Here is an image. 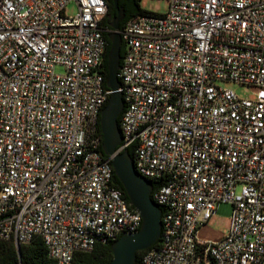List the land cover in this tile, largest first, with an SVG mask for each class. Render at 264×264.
I'll list each match as a JSON object with an SVG mask.
<instances>
[{"label": "built area", "instance_id": "obj_1", "mask_svg": "<svg viewBox=\"0 0 264 264\" xmlns=\"http://www.w3.org/2000/svg\"><path fill=\"white\" fill-rule=\"evenodd\" d=\"M165 2L119 27L115 152L156 181L162 209L158 244L137 264H264V0ZM106 11L104 0H0V240L40 238L52 264L141 222L100 151ZM222 202L225 234L198 239Z\"/></svg>", "mask_w": 264, "mask_h": 264}, {"label": "water", "instance_id": "obj_2", "mask_svg": "<svg viewBox=\"0 0 264 264\" xmlns=\"http://www.w3.org/2000/svg\"><path fill=\"white\" fill-rule=\"evenodd\" d=\"M113 6L116 13L108 22L110 31L107 37L110 45L106 55L105 84L109 94L99 111L100 146L103 154L109 158L113 173L122 185L129 205L138 212L141 222L137 231L122 232L110 243L112 258L108 264H134L137 251L147 249L159 240L162 209L151 199L152 183L135 171L129 152H115L120 140L117 118L123 108L117 71L121 59L119 24L124 12L122 7L118 6L117 0H113ZM16 248L19 254V245Z\"/></svg>", "mask_w": 264, "mask_h": 264}, {"label": "trees", "instance_id": "obj_3", "mask_svg": "<svg viewBox=\"0 0 264 264\" xmlns=\"http://www.w3.org/2000/svg\"><path fill=\"white\" fill-rule=\"evenodd\" d=\"M104 2L107 6V11H106V16L101 21L100 25L104 28L103 34L106 40V46L101 61V72L104 78L103 86L104 88L108 89L105 84V78L107 75L106 55L110 45L109 39L107 37V34L110 31L108 22L110 21L111 17L115 15L116 10L113 6V0H104ZM117 3L118 6L122 7L124 12V16L120 21L119 27H121L122 24L130 17L145 12V9H143L139 5V0H117ZM119 52H120V56H122L123 54L122 44L120 45ZM104 104L102 105V107L104 106ZM117 120H119V116ZM97 132L98 134L101 135L99 130V115H98V123H97ZM100 151L102 156L104 158H107V156L103 154L102 150ZM128 152L131 155V157H133L132 152L130 150H128ZM149 181L152 183V187H155L156 181L154 180H149ZM112 182L117 188L121 190L123 198L128 202L123 187L115 177L113 170H112ZM130 208L133 209L131 205ZM111 242L112 241H107L105 243H97L90 251L76 252L70 264H108L112 258V252L110 249ZM157 244L158 243L156 242L154 245ZM144 250L137 251L136 261L134 264L138 263L139 257L144 252ZM0 264H52V261L48 258L46 248L43 245L41 239L34 238L27 243H21L19 245V254L16 246L12 242L0 240Z\"/></svg>", "mask_w": 264, "mask_h": 264}, {"label": "rangeland", "instance_id": "obj_4", "mask_svg": "<svg viewBox=\"0 0 264 264\" xmlns=\"http://www.w3.org/2000/svg\"><path fill=\"white\" fill-rule=\"evenodd\" d=\"M139 5L149 11L156 13H164L167 8L165 0H139ZM76 12L75 5L70 2L66 6V13L72 15ZM56 72H61L62 69L57 67ZM224 87L232 88L239 97L256 98V92L247 85L237 84L231 81L219 82ZM230 205L228 203H219L216 207L214 216L209 219L204 225L197 229L196 236L204 242H213L220 239L227 230L228 217L230 214Z\"/></svg>", "mask_w": 264, "mask_h": 264}]
</instances>
